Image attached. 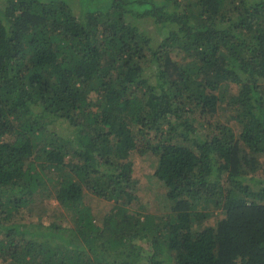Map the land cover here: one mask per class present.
I'll return each mask as SVG.
<instances>
[{
    "label": "trees",
    "instance_id": "trees-1",
    "mask_svg": "<svg viewBox=\"0 0 264 264\" xmlns=\"http://www.w3.org/2000/svg\"><path fill=\"white\" fill-rule=\"evenodd\" d=\"M76 1L0 0V264H264V0ZM132 151L168 214L134 208ZM64 168L73 225L25 218Z\"/></svg>",
    "mask_w": 264,
    "mask_h": 264
},
{
    "label": "rangeland",
    "instance_id": "rangeland-1",
    "mask_svg": "<svg viewBox=\"0 0 264 264\" xmlns=\"http://www.w3.org/2000/svg\"><path fill=\"white\" fill-rule=\"evenodd\" d=\"M70 1L77 2L76 0ZM138 23L140 25L143 24L142 27L144 26L146 30L156 33V28L152 22L141 20ZM237 87L233 83H223L219 90L215 92L226 97L230 92H235ZM226 104L227 98L219 101L212 121H223L237 129L235 123L231 120L230 111L226 108ZM7 139L8 137H3V140ZM128 160L132 163V177L136 181V195L138 200L134 208L139 209L143 213L168 214L171 210V202L167 200L166 187L155 175L156 161H154V158L151 155H140L132 151L128 156ZM259 161L262 162V159H259ZM65 170L66 168L62 171L51 170L48 172L45 185L35 193L30 204L24 210L23 216L25 218L37 222L42 221L44 223L54 222L62 225V227L73 225L70 215L55 199L53 194V191H55L58 185L57 180L61 178L60 175ZM248 177L255 180H264V166L258 171L249 174ZM83 203L91 207L95 215V220L98 223H100V218L104 213L113 206L111 202L98 199L87 191L84 192ZM222 216L221 212H213L209 217H211L210 219H220ZM143 255H146V252L143 251ZM162 257L167 258L164 253Z\"/></svg>",
    "mask_w": 264,
    "mask_h": 264
}]
</instances>
